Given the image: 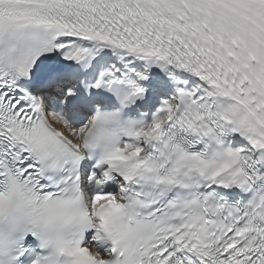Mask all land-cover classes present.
I'll return each instance as SVG.
<instances>
[{
  "label": "snow or ice",
  "instance_id": "1",
  "mask_svg": "<svg viewBox=\"0 0 264 264\" xmlns=\"http://www.w3.org/2000/svg\"><path fill=\"white\" fill-rule=\"evenodd\" d=\"M0 264H264V0H0Z\"/></svg>",
  "mask_w": 264,
  "mask_h": 264
}]
</instances>
